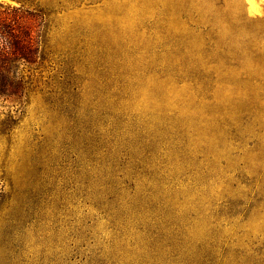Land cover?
Masks as SVG:
<instances>
[{"label":"rangeland","instance_id":"obj_1","mask_svg":"<svg viewBox=\"0 0 264 264\" xmlns=\"http://www.w3.org/2000/svg\"><path fill=\"white\" fill-rule=\"evenodd\" d=\"M31 1L0 264H264V0Z\"/></svg>","mask_w":264,"mask_h":264},{"label":"trees","instance_id":"obj_2","mask_svg":"<svg viewBox=\"0 0 264 264\" xmlns=\"http://www.w3.org/2000/svg\"><path fill=\"white\" fill-rule=\"evenodd\" d=\"M44 11L27 0H0V99H19L26 90L23 68L41 59ZM22 72V73H20Z\"/></svg>","mask_w":264,"mask_h":264}]
</instances>
